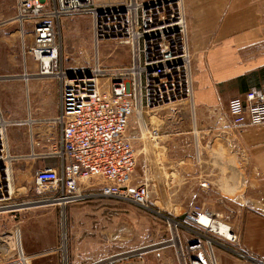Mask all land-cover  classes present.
Returning a JSON list of instances; mask_svg holds the SVG:
<instances>
[{
	"label": "built area",
	"instance_id": "built-area-1",
	"mask_svg": "<svg viewBox=\"0 0 264 264\" xmlns=\"http://www.w3.org/2000/svg\"><path fill=\"white\" fill-rule=\"evenodd\" d=\"M123 3L99 7L95 0H16L15 22L33 27L34 43L29 54L37 64L38 74L60 81V112L56 121L61 134L59 149L51 155L59 159L60 165L38 170L34 183L40 194L48 188L60 191L54 200L62 206L82 201L98 191L102 197L127 199L149 208L148 183L131 186L137 156L127 137L130 119L145 107L183 101L193 93L185 0ZM81 14L92 16L97 42L120 40L132 49L130 68L110 72L107 89L100 83L107 72L99 63L89 73H72L62 64L57 25L65 17ZM229 113L235 129L264 125V89L254 88L233 99ZM3 137L0 133V212L11 209L5 202L12 199L9 156ZM202 217L212 222L211 227L202 226L204 229L219 235L213 225H225L231 235L226 239L238 241L227 215L196 207L186 219L197 224ZM19 237V229L0 228V264H27ZM236 254L254 264H263L244 252ZM180 258L182 264H212L202 241L181 247Z\"/></svg>",
	"mask_w": 264,
	"mask_h": 264
},
{
	"label": "crops",
	"instance_id": "crops-1",
	"mask_svg": "<svg viewBox=\"0 0 264 264\" xmlns=\"http://www.w3.org/2000/svg\"><path fill=\"white\" fill-rule=\"evenodd\" d=\"M14 5L16 10V0ZM185 13L194 82L193 124L188 122L189 111L186 110V123L176 125L171 121L164 133L162 129L148 126L146 120L141 127L150 135L157 131L158 138H164L162 147L167 149V163H182L185 179H195L199 186L207 183L211 195L226 201L223 205L226 206L228 223L239 242L234 253L244 252L262 260L264 125L243 130L233 128L229 104L251 89H264V0H185ZM0 34L15 35L8 29H0ZM10 65L7 74L11 73ZM25 81L27 85L22 79L0 76V121L3 119L10 124L7 128L9 144L17 147L18 154L27 155V134L31 125L30 129L27 128V120H23L25 106L12 113V103H9L15 89L24 104L27 90L31 115L44 124L31 138L30 149L39 148L43 159H56L53 163L45 161V168L59 167V159L51 155L59 149L52 131L54 125H58L60 81L39 75L38 69L37 75ZM12 115L16 118L10 121ZM157 116L152 115L150 121L155 123ZM140 120L143 121V116ZM161 121L160 125L155 123L156 126L166 124V119L161 117ZM156 143L161 144L160 141ZM146 150L156 163L159 159L156 148L148 143ZM66 206L36 204L25 209L11 206L10 210L0 212L2 231L19 229V243L25 248L27 264H99L103 261L102 258L76 254L66 258L59 250L44 252L59 243L58 218L60 208ZM24 211L33 214L16 221ZM34 249L41 253L35 254ZM129 264H135V260Z\"/></svg>",
	"mask_w": 264,
	"mask_h": 264
},
{
	"label": "rangeland",
	"instance_id": "rangeland-1",
	"mask_svg": "<svg viewBox=\"0 0 264 264\" xmlns=\"http://www.w3.org/2000/svg\"><path fill=\"white\" fill-rule=\"evenodd\" d=\"M14 1L0 0V29H8L15 33L9 36L0 34V76L22 79L26 84V78L37 75V64L29 54L30 47L34 43V31L29 24L22 27L15 22ZM123 2L125 0H95L99 7H113ZM57 33L64 69L72 73H89L99 63L107 72L100 80L105 89L109 86L110 72L126 71L132 64V49L129 45L112 39L96 41L93 18L89 14L61 19L57 25ZM9 63L11 73L7 74ZM25 92L24 104H21L18 90L15 89L12 90L13 99L9 103H12V113L25 106L23 120H27V128L30 129L31 125L33 129L32 131L30 129L27 134L29 146L27 155L18 154L17 147L10 146L7 138V128L10 124L3 119L0 121V126H4L3 139L9 156L8 165L14 189L12 199L5 203L15 206L16 209H25L24 207L35 206L42 202L58 206L60 204L54 198L60 191L48 188L40 194L34 183L36 172L46 166L44 162L53 163L56 159H43L39 154L41 153L39 148L30 149L31 138H34L37 129L44 127V124L31 115L30 95L27 90ZM193 98L194 84L193 93L189 98L160 107H145L140 113V119L143 116V121L139 119L140 114L135 112L130 119L127 137L130 138L137 156V167L131 186L148 183L151 189L149 208L138 206L127 199L102 197L98 195V191H94L91 197L60 208L59 243L57 247L44 252L51 253L59 250L60 255L66 258L74 254L81 257L102 258L103 261L99 264H129L132 259L135 260V264H182L181 247L186 248L194 241H202L212 264H254L249 260L241 259L236 252L234 253L239 242L232 243L186 219V216L196 207L225 217L227 210L223 203L226 204V201L222 202L219 200L220 197L211 195L208 192L210 185L203 188L202 184L200 183L199 186L195 179H185L186 173L182 171V163L171 165L167 163L165 159L167 149L162 147L164 138L159 139L154 131H151L150 135L141 127L146 120L148 126L162 129L164 133L166 125L171 121L176 125L186 123L187 120L193 124L191 112ZM186 110L189 111L188 119L185 116ZM152 115H158L154 120L157 125L162 123L161 117L166 119V124L161 127L156 126L152 120L150 121ZM15 118L12 115L10 121ZM32 120H35L34 123ZM6 121H8L7 118ZM52 133L59 145L60 127L54 125ZM157 141L161 144H157ZM148 143L158 151L159 159L156 163L155 159L147 153ZM28 214L33 213L21 212L16 221H21V218H25ZM21 246L27 261L25 248ZM34 252L41 253L36 249ZM257 260L264 264V259Z\"/></svg>",
	"mask_w": 264,
	"mask_h": 264
},
{
	"label": "bare ground",
	"instance_id": "bare-ground-1",
	"mask_svg": "<svg viewBox=\"0 0 264 264\" xmlns=\"http://www.w3.org/2000/svg\"><path fill=\"white\" fill-rule=\"evenodd\" d=\"M193 84H194V82H193ZM142 111L143 110H138L136 112V114H140ZM139 117L141 118V114L139 115ZM0 133H1V135H4V128L0 131ZM9 176H10V179H11V173H10V171H9ZM13 190L14 189L12 187V184L10 183V193H13ZM42 193H43V191H42ZM196 223L199 224L200 226H204V227L205 226L206 227H211V224H212L211 220L208 217H202L201 220H200V222H196ZM213 229L215 231H217V233H219V235H221V236H223L225 238L226 237H231V235L227 232V228L225 227V225L224 226L223 225H220L218 227L216 225H213ZM210 231H212V230H210ZM174 242H175V240H174Z\"/></svg>",
	"mask_w": 264,
	"mask_h": 264
},
{
	"label": "water",
	"instance_id": "water-1",
	"mask_svg": "<svg viewBox=\"0 0 264 264\" xmlns=\"http://www.w3.org/2000/svg\"><path fill=\"white\" fill-rule=\"evenodd\" d=\"M41 204H46V202H42ZM6 211V210H5Z\"/></svg>",
	"mask_w": 264,
	"mask_h": 264
}]
</instances>
